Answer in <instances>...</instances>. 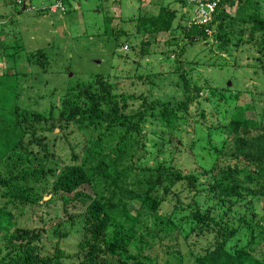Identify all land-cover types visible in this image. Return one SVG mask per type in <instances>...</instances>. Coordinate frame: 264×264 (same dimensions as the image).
Wrapping results in <instances>:
<instances>
[{"label":"trees","instance_id":"trees-1","mask_svg":"<svg viewBox=\"0 0 264 264\" xmlns=\"http://www.w3.org/2000/svg\"><path fill=\"white\" fill-rule=\"evenodd\" d=\"M182 1L186 6L197 4ZM225 1L229 0L218 2L207 26L196 22L191 27L180 25L182 38L192 47L209 39L207 29H215V49L226 51L237 65L241 59L234 52L244 44H256L264 57L260 1L240 0L238 17H232L231 22L223 9ZM229 2L234 4V0ZM16 5L27 12L32 9L25 1ZM44 11L52 13L53 7ZM175 16L174 9L162 7L158 14L133 18L142 51L151 48L153 36L171 31ZM110 23L106 29L110 38L104 40L117 42L130 35L123 30L115 33ZM180 36L174 50L181 74L176 91H181L180 97L163 101L119 92L115 82L94 75L73 81L61 93L59 105L40 110L24 105L16 95L18 87L11 83L19 79L18 67L22 68L14 62L15 53H10L17 42L8 44L7 40L0 45L10 59L0 74V251L4 246L11 249L0 256V264H264V217L252 208V215L237 212L227 219L233 207L245 205V200L264 199V105H240L226 126H208V155L217 160L202 174L185 173L167 159L175 147L168 144L170 138L165 134H150L156 142L152 150L147 146V126L174 133L200 99L203 88L189 76L191 67L205 64L206 56L198 62L184 58L188 48L181 44ZM232 36L237 39L233 44ZM123 46L119 42L118 47ZM42 51L26 53L23 59L30 67L34 60L44 64L45 57L39 55ZM212 52L210 49L206 55ZM230 87L227 84L223 89ZM249 111L256 112V117L248 116ZM201 116L205 118V114ZM212 128L227 131L217 138ZM213 139H218L221 148H213ZM62 142L68 148L60 152ZM69 151V163L62 165L57 157ZM224 160H234V164L223 165ZM43 187L50 190L49 198ZM17 202L23 205L22 210L29 207L43 218V231L17 226L18 215L10 208ZM150 220L152 228L147 226ZM57 223L76 229L77 250L67 254L56 248L43 256L44 231ZM52 233L65 236L59 229ZM153 248L159 252L154 253ZM162 252L172 255L175 262H163Z\"/></svg>","mask_w":264,"mask_h":264},{"label":"rangeland","instance_id":"rangeland-1","mask_svg":"<svg viewBox=\"0 0 264 264\" xmlns=\"http://www.w3.org/2000/svg\"><path fill=\"white\" fill-rule=\"evenodd\" d=\"M17 1L19 3L25 1L32 9L29 12L24 11L23 6L16 5ZM194 1L198 4L186 6L182 0H0V45L7 40H9L8 44L17 42L10 53H15L14 62L22 66V68L18 67L19 79L15 78L11 81L18 87L16 95H20V101L27 107L34 110L45 109L52 104L59 105L61 93L69 85H73V81L81 82L94 75H102L115 82L119 92L136 96L145 94L152 100L169 101L174 95L178 98L181 96V91L178 93L176 91L179 90L178 78L181 74L180 69L176 67L178 53L174 50L177 49L176 38L181 34L180 42L188 48L185 50L186 54L184 52V58L198 62L199 58L206 56L205 64L191 67L193 72L189 76L194 78L191 82L198 81L196 83L203 88L200 90V99L190 107L185 119L181 120L182 123L180 121V127L174 133L169 129L164 131L163 128L148 126L144 132L149 136L156 131L160 132V135L165 134V137L170 138L168 144L175 147L172 153L167 154V159L185 173L202 174L217 160L216 156L210 158L211 156L208 155V148L211 146L205 134L210 132L208 126H226L231 121L235 108L240 105L252 102L259 107L264 105L262 103L264 102V57L256 44L246 46L244 44L242 49L234 52L235 56H240L239 59H241L237 65L229 58L230 55L226 51L219 52L218 48L216 49L219 53L216 51L215 29L209 30L208 40L196 41L197 45L188 46V41L182 38L180 25L191 27L195 21L208 25L213 18L204 12L205 6L201 5L199 0H189L188 3L193 4ZM229 1L224 2L223 9L231 16L229 19L231 22L232 17L237 16L240 0H234L233 5ZM258 1L261 3L264 15V0ZM53 6L59 7L56 14L53 11L52 13L44 11L45 8ZM162 7H169L176 11L173 27L171 31L162 32L149 39L153 44L148 52H144L136 36V22L132 20L140 15L158 14ZM109 20H111L110 28L115 33L123 30L130 35L121 37V40L117 42L104 40L103 38H110L106 34ZM169 40L170 45L167 44ZM224 41L226 38L223 39ZM236 41V37L232 36L231 44ZM119 42L124 46L118 47ZM223 42L221 45H227ZM210 49L213 52L206 55ZM0 50V74L2 75L10 59L7 57V49L0 48ZM39 50H43V54L39 53V55L45 57L44 64L34 60L33 66L30 67L23 59L25 54L35 51L37 53ZM42 66H46V69ZM8 72L13 73V70ZM227 84L231 86L230 90L223 89ZM237 96H239L238 99ZM259 112L262 110L260 109ZM202 114H205V118L201 116ZM256 114L251 111L247 113L253 118ZM214 131L219 138L220 133H225L227 130L212 128V132ZM152 137L150 136L147 140L150 150H152V144L156 142ZM212 144L214 149L222 146L218 143V139H213ZM67 148L66 142L59 145L60 152ZM154 155L159 154L154 153ZM160 155L163 159V154ZM223 158L226 159V157ZM69 159L70 151L69 154L57 157L62 165L68 164ZM233 161L224 160L223 165L234 164ZM43 190H45L44 187ZM49 191V189L45 190L47 198H49ZM3 201H7V198ZM204 202L205 200L202 199V204ZM245 202V205L234 206L232 214L228 215L227 219H232L237 212L242 215L246 212L252 215L250 213L252 208L256 210L259 217H264V199L252 203L248 200ZM186 203L188 205L190 200L188 199ZM22 206L20 202L10 205L14 214L18 215L16 216L17 226L43 231V218L34 215L29 207L22 210ZM165 209L171 210L172 207L165 206ZM220 211L223 212V209L217 212L220 214ZM237 216L241 215L237 214ZM151 220L147 222V226L152 228ZM55 229H59L61 234L65 233V236H55L52 233ZM209 240L213 241L212 235ZM76 242H79L76 229L74 230L69 224L57 223L46 232L44 231L41 243L42 255L52 254L56 248L62 249L67 254L72 253L77 250ZM203 242L207 244L206 241ZM145 246H147L146 243ZM5 248L6 246L0 251L1 257L11 250ZM153 250L154 253L159 252L157 248ZM11 256L16 255L12 253ZM161 257L163 262H175V258L166 252H162Z\"/></svg>","mask_w":264,"mask_h":264},{"label":"built area","instance_id":"built-area-1","mask_svg":"<svg viewBox=\"0 0 264 264\" xmlns=\"http://www.w3.org/2000/svg\"><path fill=\"white\" fill-rule=\"evenodd\" d=\"M218 0H199V3L203 6H205V10L204 12L207 14V15H211L214 11H215V6H216V2ZM198 4V2H196ZM59 7H56L55 6L53 7V11H56V9H58ZM212 8H213V11H212ZM64 10V8H63ZM196 23H200V22H197L195 21ZM194 22V23H195ZM203 24V23H201Z\"/></svg>","mask_w":264,"mask_h":264},{"label":"clouds","instance_id":"clouds-1","mask_svg":"<svg viewBox=\"0 0 264 264\" xmlns=\"http://www.w3.org/2000/svg\"><path fill=\"white\" fill-rule=\"evenodd\" d=\"M219 1H221V0H218L217 2H219ZM194 3H196V1H194ZM218 4V3H217ZM54 7V6H53ZM195 24L193 23V25L192 26H194ZM203 25H206V24H203ZM207 26V25H206ZM208 30V32H209V30L210 29H207Z\"/></svg>","mask_w":264,"mask_h":264}]
</instances>
